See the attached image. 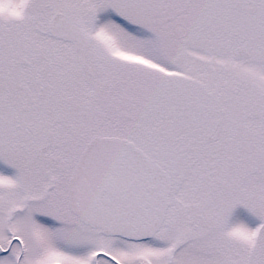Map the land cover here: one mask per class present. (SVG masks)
<instances>
[{
    "label": "snow or ice",
    "instance_id": "snow-or-ice-1",
    "mask_svg": "<svg viewBox=\"0 0 264 264\" xmlns=\"http://www.w3.org/2000/svg\"><path fill=\"white\" fill-rule=\"evenodd\" d=\"M0 264H264V0H0Z\"/></svg>",
    "mask_w": 264,
    "mask_h": 264
}]
</instances>
